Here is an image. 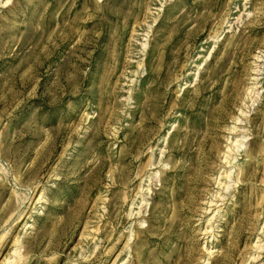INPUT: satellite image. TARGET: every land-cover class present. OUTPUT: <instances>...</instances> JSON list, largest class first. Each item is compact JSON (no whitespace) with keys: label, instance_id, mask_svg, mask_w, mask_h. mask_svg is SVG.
I'll list each match as a JSON object with an SVG mask.
<instances>
[{"label":"rangeland","instance_id":"obj_1","mask_svg":"<svg viewBox=\"0 0 264 264\" xmlns=\"http://www.w3.org/2000/svg\"><path fill=\"white\" fill-rule=\"evenodd\" d=\"M0 264H264V0H0Z\"/></svg>","mask_w":264,"mask_h":264}]
</instances>
